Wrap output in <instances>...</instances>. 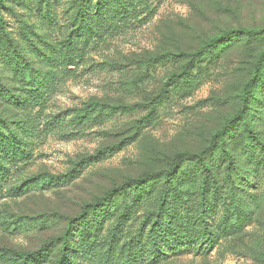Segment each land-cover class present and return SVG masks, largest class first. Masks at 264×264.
I'll list each match as a JSON object with an SVG mask.
<instances>
[{"label":"rangeland","instance_id":"rangeland-1","mask_svg":"<svg viewBox=\"0 0 264 264\" xmlns=\"http://www.w3.org/2000/svg\"><path fill=\"white\" fill-rule=\"evenodd\" d=\"M95 2L90 0L91 9ZM146 2L144 19L114 21L82 37L79 0H0V136L13 135L15 151L25 155L5 158L0 150V250H37L59 237L86 204L146 174L161 178L181 154H202L241 111L264 153V67L252 99L242 102L244 83L264 52V32L222 45L191 62L186 81L171 82L209 39L227 31H264V0ZM30 65L33 82L25 68ZM93 103L111 109L84 112ZM242 129L239 118L224 138L227 161L220 157L213 164L221 198L209 211L211 243L200 238L198 226L176 250L166 246L159 262L136 264H264V169L252 173L256 161L246 159L251 151ZM197 166L182 161L177 183L193 219L203 178ZM162 182L142 188L145 198L125 236L136 231L144 211L155 208ZM232 201L243 214L229 229L228 218L236 217ZM113 223L106 221L101 233ZM57 254L54 247L40 260L20 262L0 252V264H54ZM77 259L97 264L83 252Z\"/></svg>","mask_w":264,"mask_h":264},{"label":"trees","instance_id":"trees-1","mask_svg":"<svg viewBox=\"0 0 264 264\" xmlns=\"http://www.w3.org/2000/svg\"><path fill=\"white\" fill-rule=\"evenodd\" d=\"M84 1L79 0V7L75 13L78 17L76 19L79 22L77 28L81 31L82 37H85L88 31L107 28L114 21L120 22L123 20L125 24H129L131 21H138L140 18L144 19L146 15L144 16L143 14H146L148 11L146 0H96L94 9H91L90 0ZM263 32V30L247 29L227 31L209 39L203 44L200 52L189 56L191 57L189 63L182 67L180 73L171 77L173 86L180 82V80H187L190 76L191 62L192 64L200 62L209 55L216 54L222 45L240 41L242 37L252 40L257 36H262ZM156 59L158 58H153L152 60ZM263 67L264 52L259 55L257 61L253 64L250 78L244 83L242 91L243 103L252 99L255 87L261 83ZM25 68L28 70L27 77L33 82V67L30 65ZM105 108L111 109L107 105L93 103L88 105L84 112H94V110H103ZM80 118L85 117L81 116ZM239 118L243 126L242 134L245 135V140L249 141L247 148L251 151L246 155V159H249L251 162L253 161L252 159L256 161L253 165L254 169L252 173L258 170L257 166L264 169L263 147L254 137L246 121V114L241 111L235 119L229 121L221 131L214 135V142L210 148L204 150L202 154H181L177 156L171 167L161 175V178L157 174H146L139 179H132L121 187L107 192L97 201L86 204L76 217L67 221L64 231L59 237L44 242L35 251L1 249L0 252L20 262H32L40 260L52 248L58 247V254L54 264H78L77 254L81 252L85 256L94 259L97 264H136L145 261L159 262L163 256L162 250L166 246L170 245L172 247L170 251L176 250L177 243L181 240L182 236L187 234L189 229H196L198 226H201V230L198 233L200 238L206 236L209 243H211L210 237L213 236L214 231L208 221L209 211L214 207L215 200H218L220 197L218 193L220 180L216 177L215 173L217 171L215 169L218 166L213 164L220 157L226 160L227 154L224 148V138ZM3 128L7 129V132L9 131V127L5 126ZM0 135H4L2 131H0ZM11 137L13 135L7 138L0 136V150H2L3 155L6 154L7 157L5 156V158L19 156L22 153L15 151L16 142H11ZM214 144L216 145L214 146ZM9 152L11 154H8ZM255 152L260 154L262 159H257ZM205 160L209 166H207L208 168L203 166L205 165ZM182 161H185V163L193 162L198 165L197 169H202L203 178L199 187V201L195 219L189 217L187 214V196L177 185L181 179L179 164ZM213 170L214 172H212ZM224 170L223 172L230 173L228 167ZM161 179L163 180L161 184L162 190L158 198H156L155 208L152 211H144L140 217V223L136 231L130 236H125L124 228L126 224H129L132 220L136 208L145 198L141 191L142 188L146 187L149 183L155 184ZM223 180H225L226 186L231 185L229 179ZM246 180V183L249 184L250 181ZM182 200L184 201L181 205L186 204L184 207L185 213L180 215L179 211H177V204ZM118 202L119 206L117 209ZM222 204H225V202ZM231 205V212L236 217L228 218L230 222L229 229L232 226L238 225L243 214L240 205H236L234 201L231 202ZM111 218L114 219V223L109 228L107 234H102V226ZM191 221L193 223L189 225ZM222 225H224V222H222ZM195 240L197 239L195 238Z\"/></svg>","mask_w":264,"mask_h":264}]
</instances>
